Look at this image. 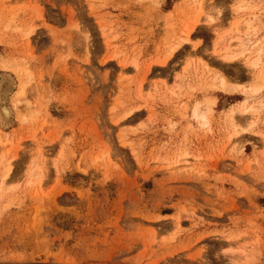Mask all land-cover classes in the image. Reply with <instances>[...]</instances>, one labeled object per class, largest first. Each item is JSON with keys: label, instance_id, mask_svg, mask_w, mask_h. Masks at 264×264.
<instances>
[{"label": "rangeland", "instance_id": "obj_1", "mask_svg": "<svg viewBox=\"0 0 264 264\" xmlns=\"http://www.w3.org/2000/svg\"><path fill=\"white\" fill-rule=\"evenodd\" d=\"M238 4L0 0V264H264V77L214 37Z\"/></svg>", "mask_w": 264, "mask_h": 264}, {"label": "bare ground", "instance_id": "obj_2", "mask_svg": "<svg viewBox=\"0 0 264 264\" xmlns=\"http://www.w3.org/2000/svg\"><path fill=\"white\" fill-rule=\"evenodd\" d=\"M251 1V0H250ZM253 1V0H252ZM233 2V1H232ZM237 2V1H236ZM254 2V1H253ZM252 2V3H253ZM237 4V3H236ZM203 5V4H202ZM234 7H237V6H234ZM233 7V8H234ZM231 8V9H233ZM245 10H248L250 11V15H251V18L246 20L244 23H242L241 25V22H238V19L236 21V23H232V25L230 26L228 32L226 33H221V34H218L217 32L215 33L214 37L215 36H218L219 39H222L224 42V45L223 46H233L232 44H228V40L229 38L231 39V36H234V39H235V43L236 45L235 46H239V52H235V53H232L230 50L228 49H225L224 52H225V55L223 56V59L222 61H226V62H229V63H233L235 62L237 59L239 58H242V57H245V55H247V62L246 64L254 69V68H257V67H260L261 68V71L259 72L258 74V77H257V82L252 84L250 87H249V93L251 94H258L260 91H261V88H262V85L264 84H261L259 83V80L262 79L264 77V61L261 60V57L264 55V0H257V2H254L253 5H250L249 2L247 0H239V4H238V7L236 8V10H232V12H236L237 11H245ZM247 11V12H248ZM240 13V12H239ZM241 14V13H240ZM249 14V13H248ZM235 16V14H233ZM237 15V14H236ZM248 16V15H247ZM239 17V16H238ZM206 18V23L207 25H209L211 28H213L215 26V30L217 31V29L220 28L217 27L218 24H215L216 21L218 20L216 17L214 16H211V15H207ZM236 18V17H235ZM244 18V17H243ZM242 19V18H241ZM240 19V20H241ZM245 19V18H244ZM236 20V19H235ZM200 21V20H199ZM243 21V20H242ZM233 22V21H232ZM235 22V21H234ZM197 25V24H196ZM208 26V27H209ZM192 27H194L192 25ZM198 27V26H197ZM209 27V28H210ZM217 27V28H216ZM208 28V29H209ZM191 30V29H190ZM195 30V29H194ZM226 30V29H225ZM212 31V30H211ZM190 33V31H189ZM214 33V32H213ZM227 35V36H226ZM226 36V37H225ZM228 37V38H227ZM217 41V40H216ZM220 41V40H219ZM233 42V43H234ZM218 43V44H217ZM222 44V42H215V44L213 46H220ZM248 46H250L251 48H249ZM225 47V48H226ZM224 49V48H223ZM220 51V50H219ZM223 51V50H222ZM216 52V51H215ZM168 53V52H167ZM173 53H169L168 55H172ZM220 54V53H219ZM223 54V53H222ZM251 56H254L253 59H250ZM169 57L167 56V59ZM241 60V59H239ZM245 62V61H244ZM18 64V63H17ZM245 64V66H247ZM5 68H8L5 66ZM247 68V67H246ZM249 68V70H250ZM259 69V68H258ZM20 70V69H19ZM256 70V69H255ZM260 70V69H259ZM258 70V71H259ZM257 71V72H258ZM249 72V71H248ZM255 72V71H254ZM253 73V72H252ZM257 74V73H256ZM255 76V75H254ZM223 79V77H222ZM255 80V79H254ZM253 80V82H254ZM226 81V80H225ZM224 80H220L217 84L215 83V86H218L217 88H220L221 90H224L226 93H231V91H234L235 89H237L236 87L234 86H231V84H228L226 83ZM28 83V82H27ZM25 84V83H24ZM216 88V87H215ZM246 92V91H245ZM24 93V86L21 85L18 87V89L16 90V92L14 93V99H20L22 97ZM248 93V94H249ZM2 99V98H1ZM3 103H4V100H3ZM259 106L260 108H262V105H261V102L259 101ZM209 108V107H208ZM255 110L251 109V108H248L244 110V108L242 109V112H251L253 113ZM0 112L2 114V121L7 124L8 120H9V117H10V111L8 108L4 107L2 105V102H1V107H0ZM207 116H208V110L206 109V107L202 106V105H195L193 110H192V117L193 119H195L196 121H198V123H201V124H205L206 120L207 119ZM11 172V165H6L5 166V171H4V178H7L9 177V174Z\"/></svg>", "mask_w": 264, "mask_h": 264}, {"label": "crops", "instance_id": "obj_3", "mask_svg": "<svg viewBox=\"0 0 264 264\" xmlns=\"http://www.w3.org/2000/svg\"><path fill=\"white\" fill-rule=\"evenodd\" d=\"M2 117L0 116V119H1ZM8 123L7 124H5L4 126H2V128L6 131V132H9L10 130V128H14V129H16L15 127H13V122H15V121H13V118L10 116V119L7 121ZM15 125L17 126L18 125V123L17 122H15Z\"/></svg>", "mask_w": 264, "mask_h": 264}]
</instances>
